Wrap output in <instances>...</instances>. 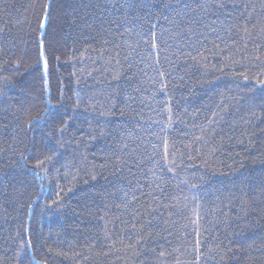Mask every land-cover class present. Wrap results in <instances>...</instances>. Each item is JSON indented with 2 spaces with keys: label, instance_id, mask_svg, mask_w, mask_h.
Instances as JSON below:
<instances>
[{
  "label": "trees",
  "instance_id": "obj_1",
  "mask_svg": "<svg viewBox=\"0 0 264 264\" xmlns=\"http://www.w3.org/2000/svg\"><path fill=\"white\" fill-rule=\"evenodd\" d=\"M45 4L51 5L43 30L50 87L57 98L62 89L66 101L68 97L74 101L76 92L83 97L74 124L85 134L81 139L80 132L69 129L76 139L64 137L65 147L41 187L30 176L23 184L11 177L18 179L22 173L12 152L22 147L14 137L25 135L17 127V117L23 123L36 107H43L38 79L43 65H37V45ZM228 4L227 11L237 18L233 22L246 24L247 33L241 27L222 42L209 36L210 43L190 52L174 35L173 17L157 7L150 17L146 12L129 15L117 31L110 22L123 20L125 14L114 7L116 0H0V169L7 165V177L0 171V264H21L17 253L26 240H31L30 251L37 261L48 259L44 255L48 250L60 254L48 264H264V190L257 179L264 168L260 163L264 113L248 103L253 93L264 94L253 89L254 81L245 87L246 82L236 79L239 73L251 77L264 73V0H228ZM217 17L228 18L217 13L201 25ZM153 31L159 38V53H150L144 43ZM197 52L202 54L194 62L191 57ZM157 69L169 73L165 82L174 81L177 87L169 83L166 91H157L161 83ZM133 73L135 78L130 79ZM93 96L100 103L105 97L131 99L120 103L114 115L102 117L88 106ZM66 106L72 115V104ZM169 106L174 115L171 126L164 127L169 124ZM213 111L220 112L213 125L215 138L209 144L193 143L200 132L189 129L193 123H206ZM250 112L256 116L245 125L241 118L247 119ZM89 129L95 131L88 134ZM34 134L39 136L31 131L26 135ZM165 140L169 159L175 156L180 165L174 176L154 167L164 154ZM152 145H156L154 159ZM197 154L199 159H188ZM118 157L128 163L122 166ZM28 163L34 164L35 158ZM241 172L251 177L244 184ZM199 177H204V184ZM184 181L200 185L198 191H189ZM129 184L132 190L137 184L142 188L134 192L135 202H130ZM157 184L180 199L176 210L164 211L159 221L147 214L155 207L148 194ZM116 189L129 192L128 204L121 203L123 192L113 194ZM105 190L110 195L105 196ZM58 193L61 205L46 210L44 205ZM136 212L144 214L145 235L153 234L139 246L137 233L125 224ZM149 220L152 227L147 226Z\"/></svg>",
  "mask_w": 264,
  "mask_h": 264
},
{
  "label": "snow or ice",
  "instance_id": "obj_2",
  "mask_svg": "<svg viewBox=\"0 0 264 264\" xmlns=\"http://www.w3.org/2000/svg\"><path fill=\"white\" fill-rule=\"evenodd\" d=\"M196 4V7L193 8L192 4ZM114 7H118V10L124 13L123 20H113L110 23L116 24V30L119 31L121 27L124 26L128 22V16L137 13V12H146L148 16H151V9L154 7L160 8V10L164 13H169L173 19L170 21L173 25L174 35L177 38H182V44L186 45L187 48L192 51H196L197 48H203L204 45H207L211 41H209V36H214L216 42H222L225 39H230L233 32L239 30L241 27L243 28L244 32L247 33L248 29L246 24L241 26L237 23H234L233 20L237 18H233L231 12H228L227 9L229 8L228 0H159V4H151L150 0H116V5ZM233 8L235 5L232 6ZM51 5L45 4L44 5V18L39 21V29L41 30V38L39 39V43L37 45L39 49V54L37 57V65H43V71L41 72L40 76L38 77L39 80L42 81L40 85V96L43 99L40 103L43 107H36L34 115H27L26 121L23 123L20 122V117H17V127L18 129L22 130L25 135L20 137L19 135L14 137V140L17 141L18 144H21L19 151L13 149V155L16 156V165L18 168L22 169V173L20 174L19 178L11 177V179L16 180L19 183H26L27 177H32V180H38L41 182V187H43V180L48 171H50V165L52 162L59 158V153L62 148L65 147L64 144V137L68 136L70 140H75L76 136L74 133H69L70 128H74L75 131L81 133V139L85 134V130L80 128L79 126L74 124V121L77 119L76 109H79L81 103H84L83 97L80 96L79 92L74 94L75 99L73 101L72 97H68L67 101L64 97V92L61 89L60 96L57 98L51 87H50V79L48 76V62L46 58V47L45 42L43 39V30L46 27V24L49 19V12H50ZM221 14L228 17L225 20H211L209 22H205L201 25L202 21H205L207 17L214 15V14ZM241 16L243 13L240 14ZM191 17L190 19H186V17ZM139 19V17H137ZM181 25H185V27H181ZM155 27V26H153ZM147 36V33H144ZM149 40L151 44L149 45ZM159 38L156 35L155 31L152 32V35L148 37L144 41L148 51L151 53L153 50H156L157 53L161 51L160 43L158 42ZM218 43L214 44L213 47H217ZM227 47V46H226ZM189 52V54H190ZM201 52H197V56H192L191 59L196 62L197 57L201 55ZM180 55H184L183 51H180ZM188 57L185 56V59ZM58 59V57H57ZM156 63L159 64V58H157ZM20 61H17L15 65L16 69L19 68ZM131 71V68L129 69ZM157 75L161 78L160 88L157 91H166L169 87V83L172 84L173 89L177 87L176 83L173 82H165L167 81V77L169 73L157 69ZM264 76V73H258L256 77H251L244 73L236 74L237 80H243L246 82L244 86H247V82L253 83V89L256 92L264 94V78H260ZM135 78V73L130 79ZM5 84L11 86V81L8 77H3ZM180 87H184V78L180 77ZM79 84V81H77ZM139 90V89H136ZM24 90H21L20 95H24ZM3 93H0L2 96ZM253 100L248 102L250 107L256 108L258 107L262 113H264V95L260 97H255V93H253ZM131 97H128L127 100H121L120 97H105L103 98V102L100 103L96 100L95 96L90 97L88 101V106L94 110L98 111L100 116H110L114 115L117 106L120 103L127 104L128 100ZM55 100V103L53 101ZM259 100V103H257ZM242 102L243 98H242ZM67 103L72 104V115H69V109L66 106ZM170 104V101H169ZM107 109V111H101V109ZM169 113V124L165 125L164 127L171 126V118L174 113L172 112L171 107L169 106L166 109ZM227 111V109H224ZM121 115H124L121 112ZM255 112H250V115L247 119L241 118V122L247 125L253 117H255ZM220 117L219 111H213L211 117H206V123L201 125H196L193 123L191 129L189 131L196 132L197 130L200 132V135L193 137V143L203 141L204 144H209L215 138V129L213 125L217 123L218 118ZM264 119V118H262ZM47 129V131H45ZM209 129H212V132H209ZM39 133V136L33 135L28 137L26 134L27 132ZM95 129H89L88 134L94 132ZM101 134L103 130H101ZM208 137V139H205ZM165 151L163 156L157 160L154 164V167L162 168L163 174H171L176 175L180 165H177L176 158L173 156L172 159H169L171 155L167 149V141L165 140ZM153 151V159L156 153V145H152ZM215 151V149H213ZM181 158L183 157V153L180 154ZM35 158V163L29 165L28 160ZM118 159H121L118 157ZM189 160L199 159V154L196 157L189 156ZM128 162L121 159V165H126ZM255 164V161L253 162ZM261 165L264 166V159L260 161ZM246 162L241 164V169L244 168ZM137 166H139V162H137ZM0 171L4 172L5 177H7V165L4 166L3 169ZM121 168H117L116 172H120ZM151 171V169L149 170ZM251 171H255L252 169ZM243 179H241V183L244 184L248 182L251 177L248 175L243 174ZM93 180H96L97 176L91 177ZM200 184L205 183L204 177H199ZM260 181L262 190H264V168L261 170V175L257 178ZM185 186L188 187L189 191L196 193L200 187L198 184H188L187 181L183 182ZM129 190H132L131 184L127 186ZM133 191V194L130 196V202L137 201L138 197L134 194V192H142V188L139 184H137L136 188ZM123 192V196H120V200L122 204L129 203V192L124 191L123 189H116L115 193L116 196ZM104 195L108 196L106 190L104 191ZM152 197V202L155 204V207L152 209L147 210V214L159 221V219H163L164 211L172 210L175 211L177 208L180 199L175 196H171L170 194L166 193L164 186L161 184H157L155 187H152V191L148 194ZM159 195L160 199H156V196ZM186 200L187 198L184 197ZM165 201H168L165 203ZM62 201L60 198V194H57V198L52 200L50 203L44 205L46 210H54L61 205ZM191 203L195 204V198L191 201ZM29 211L32 210V205H28ZM172 211H169V218L171 217ZM143 213L136 212L133 214H129L128 221L125 222L126 226L130 224L131 230L136 232L139 239L135 241L137 246L146 243L148 240L153 239V234L148 233L145 235L144 232V225L142 224ZM137 224H141V227L137 229ZM148 227L153 226V221L149 220L147 222ZM132 245H129L131 247ZM21 251L17 253L18 259L23 264L25 258L27 259V264H48V260L52 258L53 255H60L59 253L52 254L51 250H48L44 253L48 259L45 260H36V255L34 252L30 251L32 248L31 240L23 241L20 245ZM230 251V250H229ZM161 256L164 255L163 252L160 253Z\"/></svg>",
  "mask_w": 264,
  "mask_h": 264
}]
</instances>
